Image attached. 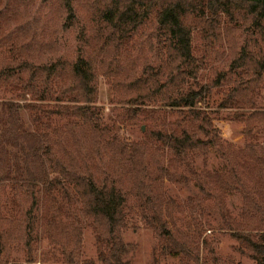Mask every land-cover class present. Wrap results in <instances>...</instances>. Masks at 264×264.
Wrapping results in <instances>:
<instances>
[{
	"label": "rangeland",
	"instance_id": "1",
	"mask_svg": "<svg viewBox=\"0 0 264 264\" xmlns=\"http://www.w3.org/2000/svg\"><path fill=\"white\" fill-rule=\"evenodd\" d=\"M101 5L91 0H0V264H103L99 253L109 233L85 212L71 168L77 176H91L124 195L127 225L120 232L128 244L127 264H197L187 255L163 251L167 239L144 215L155 204L172 234L194 255L199 252L203 264H254L250 251L240 252L243 244L233 234H253L264 226V196L259 194H264V167L256 160L264 156V129L246 135V122L233 116L251 108V95L240 107L220 109L219 103L238 73L247 80L246 72L255 69L249 59L230 64L246 39L257 38L258 32L252 37L245 30L250 22L245 12L233 22L219 13L221 23L216 24L227 26L228 34H219L211 20L200 22L198 13L188 16L199 81L213 84L225 73L224 86L214 87L197 109L211 119L226 150L213 149L206 156L193 151L178 158L149 134L164 122L175 123L181 114L159 105L164 100L154 95L145 106L137 104L139 92L132 83L159 67L168 72L177 63L168 60L157 14L145 17L128 40L114 35L104 45L97 34L112 30L100 19ZM248 50L253 52L249 57L257 51ZM81 58L94 72L91 107L97 123L57 112L61 106L87 107L73 99L77 91L70 72ZM253 84V106L264 109V78L250 80ZM141 107L157 112L147 119L131 117ZM115 136L145 145L146 183L141 188L134 165L123 163L108 147ZM249 146L257 147L258 154ZM56 178L65 184L48 191ZM149 194L155 204L144 203Z\"/></svg>",
	"mask_w": 264,
	"mask_h": 264
},
{
	"label": "trees",
	"instance_id": "2",
	"mask_svg": "<svg viewBox=\"0 0 264 264\" xmlns=\"http://www.w3.org/2000/svg\"><path fill=\"white\" fill-rule=\"evenodd\" d=\"M95 3L102 4L99 8L101 14L100 19L106 23L112 30L108 34H97L103 39L104 45L108 40H112L114 35L122 40H128L138 25L144 21L145 17H149L150 13L157 14L158 28L164 35L166 41V54L169 61H177L174 67H170L165 72L163 67L153 71L152 73H144L143 76L136 77L132 83L138 89L137 104H146L147 100H151L152 96H158L164 101L159 105L166 108L176 109L181 114V118L175 123L169 124L164 122L157 130H152L149 134L155 137L163 145L171 147L178 158L187 157L193 151H199L205 156L211 150H215L221 154L226 150L222 143L219 131L212 126V121L207 114L197 109L199 101L205 96L211 95L214 87H223L225 73H219L215 81L205 84L199 81L198 71L199 65L192 51V28L187 25L188 16L198 13L197 18L200 22L211 20L209 23L217 32L228 34L229 28H218L216 24L220 17L219 13L232 17L233 22L237 15L250 21L245 28L252 37L258 32V37L252 40L246 39L240 49L238 57L233 59L230 67L237 62H247L249 59L255 64L252 73H247L248 79L243 78L242 73H238V78L234 82V86L228 89L222 101L219 103L220 109H229L240 107L248 100L251 108L246 111L236 110L233 116L246 122L243 132L251 135L257 128L264 129V109L256 108L253 105V94L256 91V84L249 85V81L263 80L264 73V0H91ZM220 22V21H219ZM221 23V22H220ZM253 27L251 30H249ZM214 33H216L214 31ZM106 36L107 38H105ZM110 38V39H109ZM101 41V39H100ZM252 44V45H250ZM250 45V46H249ZM249 47L257 51L249 57L252 51ZM86 63V65H85ZM72 78L77 91L73 99L76 101H85L87 107L61 106L57 112L73 113L81 115L88 123H97L98 115L92 108L93 95L96 92L94 83V72L90 70L89 63L81 58L73 66ZM136 74V73H135ZM167 75L164 82H160L161 75ZM257 77V78H256ZM35 89L32 86V90ZM93 109L94 111H91ZM149 109V108H148ZM147 108H135L131 117L133 118H151L154 117L157 110H148ZM129 111H131L129 109ZM97 115V117H96ZM169 126V127H168ZM260 146V145H259ZM108 147L112 149L116 156L124 162L129 161V165H134L136 170L137 185L141 188L146 183V166L144 156L146 147L141 142H132L130 144L121 142L112 138L108 142ZM262 148V147H261ZM251 153L258 154L257 147L249 146ZM34 151V149H33ZM32 152V150L28 151ZM48 154L50 148L47 147ZM35 157V156H34ZM33 157V158H34ZM257 164L264 167V156L256 158ZM75 170L71 168L69 171L70 178L76 181V187L84 198L85 212L89 214L95 221H99L103 227H106L109 233L107 246L105 250L99 253V260L103 264H127L124 256L128 252V244L121 235V229L127 225L126 213L124 211L125 197L115 186H100L91 176L80 177L75 174ZM264 177V176H262ZM1 178V176H0ZM240 180L239 177L236 178ZM56 183H51L48 191L57 184L64 185L61 180L56 178ZM227 186V185H226ZM29 192L36 203V197L28 185ZM264 196L262 192L259 193ZM156 199L152 195L143 198L144 203H154ZM157 202V201H156ZM150 207L149 205H147ZM255 208H262L254 204ZM152 212L144 211L147 220L155 227L159 235L167 239V244L163 247V251L173 255L184 254L190 259L197 261V264H203L200 259V253H194L185 243L179 241L169 229L168 223L162 216V212L155 204ZM264 221V218H263ZM256 233L234 232V237L243 244L239 249L240 252L246 254V250L251 253L249 256L253 259L254 264H264V226L260 227ZM206 243V242H205ZM248 254V253H247Z\"/></svg>",
	"mask_w": 264,
	"mask_h": 264
}]
</instances>
